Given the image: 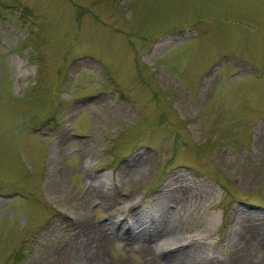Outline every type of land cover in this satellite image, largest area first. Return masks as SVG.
Wrapping results in <instances>:
<instances>
[{
	"label": "rangeland",
	"instance_id": "rangeland-1",
	"mask_svg": "<svg viewBox=\"0 0 264 264\" xmlns=\"http://www.w3.org/2000/svg\"><path fill=\"white\" fill-rule=\"evenodd\" d=\"M0 264H264V0H0Z\"/></svg>",
	"mask_w": 264,
	"mask_h": 264
},
{
	"label": "bare ground",
	"instance_id": "bare-ground-1",
	"mask_svg": "<svg viewBox=\"0 0 264 264\" xmlns=\"http://www.w3.org/2000/svg\"><path fill=\"white\" fill-rule=\"evenodd\" d=\"M151 159H148L146 157H141L140 159L134 161L133 159L131 160L130 163H125L124 165H122L119 170H118V180L119 182H121L122 180L124 181H129V182H132V181H135L136 179H138L139 177H141L143 175V172H147L149 170V162H150ZM93 187H91L92 189ZM95 188H93L92 190H94ZM99 191L100 193H103L104 191H100V190H97ZM133 198L132 195L128 196V200L130 201L131 199ZM165 217L167 218V220H170V218L172 217V215L166 211L165 212ZM146 219V216L143 214L142 211H140L139 213L136 214V218L133 219V222H140V221H143ZM168 224V223H166ZM124 228V227H123ZM167 230V229H166ZM169 234H170V231H169ZM167 235V234H166ZM98 238L100 239H104L106 238L107 239V242L111 241V237L105 235L101 232H99L98 234ZM170 237L168 236H165L164 239H163V243L160 245L161 248L160 249H167L170 245H172L171 243L169 244H164L165 242L169 241ZM162 238H160L159 240H156L155 242L153 241L152 243H155V244H158V242L161 240ZM176 246V244H174ZM174 246V247H175ZM149 247H152L154 248V244H149ZM159 249V248H158ZM159 249V250H160ZM144 250L146 251V248H144ZM151 251H153L152 249H148L147 250V255L149 254H153L151 253ZM161 251V250H160ZM155 256V255H153Z\"/></svg>",
	"mask_w": 264,
	"mask_h": 264
}]
</instances>
